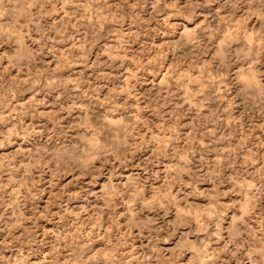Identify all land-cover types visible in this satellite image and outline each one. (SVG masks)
I'll return each mask as SVG.
<instances>
[{
	"label": "clouds",
	"instance_id": "1",
	"mask_svg": "<svg viewBox=\"0 0 264 264\" xmlns=\"http://www.w3.org/2000/svg\"><path fill=\"white\" fill-rule=\"evenodd\" d=\"M19 3L20 0H0V22L12 14ZM169 3L174 16L190 23L209 13L206 23L196 30L199 47L192 50L193 46L183 38L170 46L176 49L173 59L182 57L184 66L194 57L196 63L208 60L218 76L209 82L207 73L204 74V82L208 84L205 94L212 101L210 107L217 111L211 118L200 117L196 122L205 132L207 143L200 145V140L205 138L202 136L194 145L185 143L181 146L184 137L176 116L182 115L184 108L176 109L171 92L165 97L163 89L167 84L151 90L144 87L140 92L129 84L123 94L118 87L102 100L104 82L112 78L110 70L124 65L99 57L90 64L87 51L83 53L84 59L74 63L90 68L94 78L82 71L68 82L60 70L53 73L49 69L33 72L25 82L6 80L10 74L0 71V225H3L0 233H6L0 239V264H21L25 253L28 255L24 264H33L32 257L40 264H51V256L44 261L40 259L48 247L57 253H71L70 264L72 261L75 264H184L185 261L200 264L211 244L220 246L222 240L217 239L218 235L231 241L243 264L250 261L264 264V207L260 205V199L264 197V143L255 145L256 164L253 166L250 161L241 163L238 158L248 151L247 145L221 151L216 142L217 134L224 128V122L217 114H225L226 103L220 99L217 87L223 89L226 97L236 96L233 107L239 104L237 114L245 113V123L249 116H254L253 130L264 135V123H261L264 121V73L258 71L259 65L264 64V0H158L157 10H163ZM214 6H221L229 17L227 27L233 29L231 38L225 36L224 25H216L218 14L213 11ZM237 18H240V24L235 26L231 21ZM164 23L166 31L172 32ZM209 24L214 30L208 28ZM182 27L179 25L178 29ZM49 31L55 32V26ZM153 36L163 38L164 34L159 30L148 33L149 38ZM222 37L224 45L220 55L217 41ZM41 40L46 42V37L42 36ZM15 43L0 39V49L8 44L15 52ZM31 43L36 47L38 42ZM149 47L145 45L143 55L136 54L132 72L126 73L129 82L136 80L139 83L140 77L136 73L140 69L145 75L148 68H152L154 74L159 69L162 58L150 60ZM190 51L191 54L185 56ZM41 58L32 51L27 56L11 57L8 52H0V68L5 60H9L10 68L18 67L23 71L31 64L34 69ZM241 64L245 65L242 70L233 71ZM243 76L247 79H241ZM168 79L173 87L178 86L175 74ZM34 80L40 81L38 87L42 91H50L53 95L60 91L52 112L42 114L35 101L15 103L17 97L23 98L25 87L35 91ZM29 120L31 123H26ZM213 122L216 131L208 134L206 130ZM158 123L162 124V134L169 139H157L154 135ZM226 131H231V127ZM226 131L219 139L235 143ZM17 141L25 146L18 148ZM253 141L255 136L250 138L249 144ZM184 153L193 158L197 155L221 156L223 162L215 161L213 167L204 159L198 162L188 158L181 160ZM248 155L253 156V153ZM166 162L171 166L164 168ZM205 165L208 172L203 170ZM125 169L131 172L130 179L125 180ZM184 170H188L187 173ZM164 175L169 177L168 183L161 186L155 199H149L156 192L153 185L160 184ZM68 177L72 179L65 186L63 181ZM93 177L96 179L90 184L85 182L86 178ZM206 180H211L214 188L210 198L209 193H203L208 198L207 207L197 210L195 201L202 194L196 186ZM236 180H241L242 185H236ZM172 188L176 191H171ZM46 192L54 194L47 207L41 208ZM238 192L241 199L247 194L252 211L232 223L230 217L224 215L228 208L223 201L235 200ZM81 203L87 212L80 217L67 211L69 205ZM238 207L233 204L231 210L236 211ZM257 211L260 227L254 229L251 225L257 219ZM94 212L103 215L98 219L92 216ZM44 221L52 223L55 231L45 232L39 223ZM81 224L83 227H79ZM109 225L111 227L105 232ZM137 229L138 232L134 231ZM89 230L91 235H88ZM65 233L69 234L67 240ZM165 239L170 243L177 239L183 243L169 253L160 247ZM97 248L103 251L93 255ZM129 249L135 251L130 253ZM136 252L142 255L133 261L130 256ZM225 252L232 256L233 249Z\"/></svg>",
	"mask_w": 264,
	"mask_h": 264
},
{
	"label": "rangeland",
	"instance_id": "2",
	"mask_svg": "<svg viewBox=\"0 0 264 264\" xmlns=\"http://www.w3.org/2000/svg\"><path fill=\"white\" fill-rule=\"evenodd\" d=\"M158 0H20V3L16 10L5 17L4 21L0 22V39H9V42L15 41V52L9 48L8 44H5L0 52H8L9 56L19 55L27 56L30 51L36 52L37 56L42 57L33 69L32 65H27L23 71L18 67H11L9 60H5L0 71L9 73L5 79H19L27 82L32 73L47 72L49 69L53 73L60 70L63 74V78L70 82L72 81L74 75L79 72H85L86 76L94 78V74L91 69H85L84 65L79 63H74L76 60L84 59L83 53L87 51L89 55L87 60L90 64H94L97 57L101 60H112L116 65H124L123 68L112 69L111 79L104 82L105 91L101 94V99L108 97L110 93L116 91L119 87L121 94L124 93L125 89L129 87L134 88L136 92H140L142 88L147 87L149 90L157 86L167 87L163 89V94L165 97L171 92L172 96L175 98L176 109L181 107L184 108L182 115L177 114L176 118L180 121V130L184 139L181 141V146L185 143L195 144V141L200 137H205L200 140V145L203 146L207 143V137L205 132L201 131L196 123L198 118L203 117L204 119L211 118L213 113H216L215 107H210L212 101L205 94L208 84L204 82V74L207 73V81L211 82L218 79L215 72L212 71L211 64L208 60H204L202 63H196V58L194 57L188 62L187 66H184V59L182 57H176L173 59L176 49L170 47L175 44L176 40L183 38L188 45H192L194 50L199 47V42L195 39L196 30L200 28L201 25L206 23V17L209 13H204L201 18L193 23L187 22L179 16L173 15V9L171 3L163 8V10H157ZM213 11L218 14V19L216 20V25L225 26V36L230 37L233 29L227 27L229 23V17L223 11L221 6H214ZM169 26L173 31H166V25ZM231 23L235 26L240 24V18L232 20ZM179 25H183L182 28L178 29ZM55 26V32L49 31L50 28ZM208 28L214 30L213 25L209 24ZM36 29V31H33ZM178 29V34L177 33ZM159 30L164 34L163 38L153 36L148 37V33L151 31ZM251 37V33L248 34ZM46 37V42L41 40V37ZM173 37L169 39L168 37ZM132 37V39H129ZM36 41L37 46L34 47L31 43ZM128 45L125 48V45ZM145 45H149V59L162 58L159 69L155 71L152 68L147 69L146 75L144 70L140 69L136 75L140 77L139 83L136 80L129 82V76L126 73L132 72L133 63L137 60V55H143ZM224 45V38L222 37L217 41L218 49H221L218 54L222 55V46ZM124 49L121 51V49ZM42 49L43 51H40ZM116 49V51H112ZM152 49L157 51L152 52ZM190 52L185 53V56L190 55ZM245 67L241 64L239 68H234L233 71H240ZM258 71L264 73V64L259 65ZM175 74V80L178 82L177 87H173L172 83L169 81V77ZM118 78V79H116ZM241 79H247V76L241 77ZM186 80L187 83H180ZM40 81L34 80L32 87H35L33 92L31 88L25 87L23 89V98L17 97L15 103L17 104H27L29 102L35 101L39 105L38 110L43 113H49L53 111L52 105L55 103V97L61 95L60 91L57 90L55 95L50 91H42L38 85ZM196 85H199L198 87ZM19 91V89H18ZM217 93L220 94V99L226 101L224 104V115H219V119L224 122V128L220 133L217 134V143L219 144L221 151L224 150H235L240 149L242 146L247 145L248 151L242 156H239L241 163L248 160L255 166L256 161L254 155L256 152L255 145L259 143H264V135H261L259 131L253 130V125L256 123L254 116H249L247 123H245V113L243 111L237 114L236 107H233V101L236 100V96H224L223 89L217 87ZM131 95V93H130ZM203 97V98H201ZM71 106V102L69 104ZM169 111L173 109L169 108ZM230 111V114H229ZM191 114V116H189ZM258 114V113H257ZM115 119V117L113 118ZM26 123H31V121H26ZM261 123H264L262 121ZM231 127V131H226L228 127ZM237 128L239 129V134H237ZM247 129V131H246ZM207 133L212 134L216 131L215 122L209 125L207 128ZM226 134L235 141V143H228L221 141L219 138ZM154 135L157 139H169V136L162 134V124L158 123L157 128L154 131ZM252 136H255V141L249 144V140ZM19 147H24L25 145L20 144L17 141ZM168 147V145H165ZM248 153H253V156H249ZM194 159L198 162L200 159L207 160L209 163L215 167V161L223 162L221 156L209 155H197L196 157H188L187 153L181 155L180 159ZM169 163L164 164V168L170 167ZM163 171V169H158ZM204 172H208L209 168L207 165L204 167ZM186 173L188 170H184ZM194 171V169H193ZM251 171V169H250ZM55 175V173H53ZM123 175L125 180L131 178V172L127 169L124 170ZM48 178V177H46ZM72 177H68L63 181L66 186L71 182ZM93 178H86V183H91ZM251 180V177H247ZM169 177L167 175L163 176L160 184L153 185L156 192L153 193L152 197L149 199H155L156 195L161 189V186L167 184ZM190 183V181H189ZM236 185H242L241 180L235 181ZM214 185L211 180H206L203 184H198L196 190L201 192V197L195 201L197 205V210L201 207H207V199L203 196V193H209V198L211 196V189ZM251 184H249V189ZM14 190V189H13ZM171 191L175 192L176 189L172 188ZM21 193L24 189L20 187ZM54 193L46 192L44 196L41 208H46L47 204ZM225 207L228 211L224 215H228L232 223H236L241 217L246 214H250L252 208L248 202L247 194L244 198H240V193H237L235 200L223 201ZM238 204L239 207L236 211H232V205ZM261 207H264V197L260 199ZM96 207V205H93ZM79 210H76V209ZM56 209H53L55 211ZM184 209L181 208V211ZM67 211L80 217L83 212H87V208L84 204L79 205H69ZM43 216V212L41 213ZM103 215V213H92V216L98 219ZM259 211H257V219L253 221L251 227L258 229L260 227L259 221ZM123 213H121V218ZM124 221L121 219V223ZM41 228L45 232L55 231V227L52 223L44 221L39 222ZM3 227V225H0ZM79 227H83L81 224ZM105 228V232L109 230ZM134 231H139L134 230ZM6 233H0V239ZM59 235V233H57ZM67 233H65V240L68 239ZM88 235H91V230H89ZM217 239L222 240L220 246L217 247L216 244H211L207 249V256L201 258L200 264H243L239 258V253L233 247L231 241L223 240L221 236L218 235ZM148 241L145 240V244ZM183 242L178 240L175 243H170L165 239L160 245L161 248L165 249L167 252L171 253V250L177 245ZM242 245H237L236 247H241ZM137 247H139V242H137ZM232 248L233 254L229 256L226 254L225 250ZM103 249L97 248L93 255L102 252ZM134 249H129V252H134ZM11 255V252H9ZM105 255L108 253L105 252ZM251 254V250L249 252ZM27 253L24 255V260L27 259ZM71 253L60 252L57 253L55 249L50 247L45 248L42 255L41 261L45 258L51 256V264H70L68 257ZM142 255L140 252H136L134 256H130V259L135 261L137 256ZM15 259L20 260V257ZM190 259V258H189ZM24 260L21 264H24ZM33 264H40L35 257H32ZM48 264V262H46ZM71 264H75L72 261ZM184 264H188L187 261ZM249 264H253L252 261Z\"/></svg>",
	"mask_w": 264,
	"mask_h": 264
}]
</instances>
